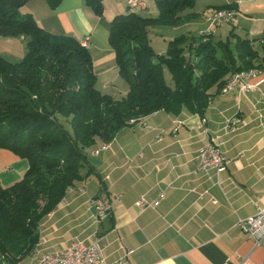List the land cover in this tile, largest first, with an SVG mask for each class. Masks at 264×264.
Wrapping results in <instances>:
<instances>
[{"label": "crops", "instance_id": "crops-1", "mask_svg": "<svg viewBox=\"0 0 264 264\" xmlns=\"http://www.w3.org/2000/svg\"><path fill=\"white\" fill-rule=\"evenodd\" d=\"M86 2L63 0L54 9L48 0H30L21 13H31L48 33L78 41L90 38L86 49L98 76L96 89L120 99L129 87L118 73L114 51L108 45L109 28L113 17L131 10L123 0H102L99 17ZM194 5L183 13L196 15L193 20L176 27L149 28L151 47L152 35L164 46L157 54L163 55L173 38L198 37L207 30L214 42L231 35L259 40L264 34V0H195ZM146 7L132 11L155 18L154 0H146ZM224 7L235 9L233 21L210 27L206 17ZM248 82L254 85L249 92L234 90L214 96L203 117L189 111L178 116L157 112L140 124L124 127L107 150L94 154L102 146L100 141L86 149L84 179L43 218L34 252L19 264H33L36 251L58 252L74 239L99 240L106 247L108 264H118L128 250L132 254L124 264H264V245L256 247L236 227L239 220L255 216L257 208L264 207V71ZM237 113L241 124L234 134L225 136L221 148L230 158V166L221 173L197 171L199 149L209 140L201 119L215 134L223 117ZM161 132L163 140L159 141ZM0 163L6 164V174L0 179L3 186L17 182L28 168L27 162L6 152H0ZM9 166L16 170L14 175H9ZM162 194L165 197L159 201ZM100 195L108 197L112 210L97 228L96 210L89 201ZM139 198L149 206L138 205Z\"/></svg>", "mask_w": 264, "mask_h": 264}, {"label": "trees", "instance_id": "trees-1", "mask_svg": "<svg viewBox=\"0 0 264 264\" xmlns=\"http://www.w3.org/2000/svg\"><path fill=\"white\" fill-rule=\"evenodd\" d=\"M29 1L0 0V36L27 42L20 62L0 56V150L28 163L17 182L0 184V264H19L34 252L43 218L84 179L86 149L97 141L110 144L130 121L157 112L203 117L232 75L264 70V34L259 40L231 35L217 42L212 34L182 35L167 43L165 54H155L150 27H176L196 15H183L195 8V0H154L155 18L130 8L110 21L108 45L129 87L114 99L96 89L88 49L73 37L48 33L31 13H21ZM62 1L48 5L55 9ZM101 1L86 2L99 17Z\"/></svg>", "mask_w": 264, "mask_h": 264}, {"label": "built area", "instance_id": "built-area-1", "mask_svg": "<svg viewBox=\"0 0 264 264\" xmlns=\"http://www.w3.org/2000/svg\"><path fill=\"white\" fill-rule=\"evenodd\" d=\"M129 8L134 10L146 9V0H123ZM236 15V11L233 8H226L211 12L207 17L206 21L209 26H220L224 23L228 24L233 21ZM211 31L203 33V35L210 34ZM88 41L90 38H84L79 43L83 48H87ZM264 68V67H263ZM262 69L252 68L247 71H239L238 73L231 76L229 81L226 82V86L221 90L220 94L224 95L237 90L239 93H246L253 89L254 85H251L248 80L252 77H256L257 74L261 73ZM239 113L231 117H223L222 126L218 132L211 134L208 128H205V120L201 119V124L204 126L203 134L208 137V142L199 149L196 162L198 164L197 171L203 172L208 169H214L216 172L221 173L225 171L232 163L230 158L224 156L222 146L224 145V138L228 134H234L241 124ZM142 121V120H141ZM141 121L132 120L129 125H135ZM143 126H145L142 123ZM162 132L157 136L159 141H162ZM110 144H102L98 146L94 154L98 151L107 150ZM73 188V187H72ZM72 188L68 191H72ZM82 192L81 190H77ZM164 195L158 197L159 201L164 199ZM108 197L106 195H100L97 198L89 201L90 207H93L96 212L94 220H96V227L98 228L108 216L112 210V204L108 203ZM142 208H147L149 205L140 199L137 202ZM236 227L239 228L244 234H247L251 240L254 241L256 247L264 245V207L257 208L256 215L248 219H241L237 222ZM38 246V245H37ZM36 246V247H37ZM106 247L99 243V240L95 239L93 242H86L84 240H72L64 249L58 252H35L32 256L33 264H108L105 257ZM132 254V251H127L126 255L118 261V264H124L126 256Z\"/></svg>", "mask_w": 264, "mask_h": 264}, {"label": "rangeland", "instance_id": "rangeland-1", "mask_svg": "<svg viewBox=\"0 0 264 264\" xmlns=\"http://www.w3.org/2000/svg\"><path fill=\"white\" fill-rule=\"evenodd\" d=\"M151 40L153 41V44H154V45H152L155 49L154 53L157 54L159 51H162L164 46H163V44L158 43V38H156L154 35H152ZM26 44H27V42L22 41L20 38H15V37L2 38V36H0V56H3V59L8 61L9 63H14V62L18 63L26 56V53H27L26 52ZM155 44H158V45H155ZM161 47H162V49H161ZM157 55H159V54H157ZM164 73L166 74V78H165L166 82L171 85L170 74L166 71ZM123 81L126 83L124 78H123ZM0 152L10 153L6 149L0 150ZM14 157H16V156H14ZM16 158H19V157H16ZM20 160H22V159H20ZM24 161L27 162L26 160H24ZM5 165L3 163H0V175H1L0 179L3 178V176H5V174H6L4 172ZM9 168H11V172L9 175H12V173L14 175V173H16V170L13 169L11 166H9ZM10 185H13V183L8 184V186H10Z\"/></svg>", "mask_w": 264, "mask_h": 264}]
</instances>
